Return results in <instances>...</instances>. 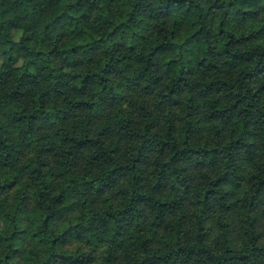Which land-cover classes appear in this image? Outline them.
I'll use <instances>...</instances> for the list:
<instances>
[{
  "label": "trees",
  "instance_id": "obj_1",
  "mask_svg": "<svg viewBox=\"0 0 264 264\" xmlns=\"http://www.w3.org/2000/svg\"><path fill=\"white\" fill-rule=\"evenodd\" d=\"M0 264H264V0H0Z\"/></svg>",
  "mask_w": 264,
  "mask_h": 264
}]
</instances>
